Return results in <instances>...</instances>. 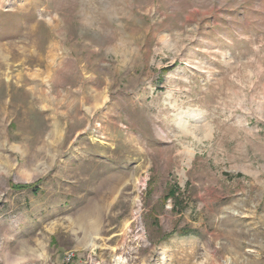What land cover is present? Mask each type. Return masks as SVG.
Masks as SVG:
<instances>
[{"label": "rangeland", "instance_id": "1", "mask_svg": "<svg viewBox=\"0 0 264 264\" xmlns=\"http://www.w3.org/2000/svg\"><path fill=\"white\" fill-rule=\"evenodd\" d=\"M0 264H264V0H0Z\"/></svg>", "mask_w": 264, "mask_h": 264}, {"label": "built area", "instance_id": "2", "mask_svg": "<svg viewBox=\"0 0 264 264\" xmlns=\"http://www.w3.org/2000/svg\"><path fill=\"white\" fill-rule=\"evenodd\" d=\"M72 257H73V255H70V254L66 255V261L67 262L70 261L72 259Z\"/></svg>", "mask_w": 264, "mask_h": 264}, {"label": "bare ground", "instance_id": "3", "mask_svg": "<svg viewBox=\"0 0 264 264\" xmlns=\"http://www.w3.org/2000/svg\"><path fill=\"white\" fill-rule=\"evenodd\" d=\"M105 208V207H104ZM85 222V221H84ZM87 226V225H86ZM89 226V225H88ZM93 228V227H92ZM90 229V228H89ZM86 230V229H85ZM88 230V229H87ZM91 232V231H90ZM93 232V231H92ZM88 237V236H87Z\"/></svg>", "mask_w": 264, "mask_h": 264}]
</instances>
